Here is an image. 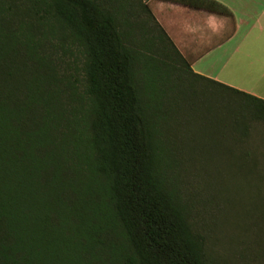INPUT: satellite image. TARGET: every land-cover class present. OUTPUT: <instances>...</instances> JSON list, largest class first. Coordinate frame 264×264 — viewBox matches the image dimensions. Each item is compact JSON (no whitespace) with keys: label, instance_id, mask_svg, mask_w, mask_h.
<instances>
[{"label":"trees","instance_id":"obj_1","mask_svg":"<svg viewBox=\"0 0 264 264\" xmlns=\"http://www.w3.org/2000/svg\"><path fill=\"white\" fill-rule=\"evenodd\" d=\"M170 1L232 13L219 0ZM155 23L133 35V50L101 0H0V264H209L205 237L161 172L171 147L154 120L170 114L184 137L174 112L193 105L191 88L211 83L237 106L232 133L243 146L231 162L253 169L257 148L248 147L264 136V99L196 73ZM52 38L82 61L80 119L65 115ZM174 58L187 87L153 105L155 84L172 83Z\"/></svg>","mask_w":264,"mask_h":264},{"label":"rangeland","instance_id":"obj_2","mask_svg":"<svg viewBox=\"0 0 264 264\" xmlns=\"http://www.w3.org/2000/svg\"><path fill=\"white\" fill-rule=\"evenodd\" d=\"M101 2L116 17L130 49L141 50L134 43L135 33L143 28L159 29L151 14L149 0ZM48 49L55 68V84L65 104V115L68 121H73L75 117L80 119L87 111V99L82 61L77 57V49L57 38H52ZM169 62L173 72L172 76L167 74V82L172 79V83L167 86L155 84L157 92L154 90L150 96L153 105H164L162 94L165 100H169L181 83L182 87H187L179 78L182 72H187V68L176 58ZM253 68L258 69L256 65ZM142 69L138 64L136 81L140 91H144L146 85ZM223 69V77L229 79L233 73L231 65L227 64ZM249 71L244 66L235 72L244 82L261 76L252 69ZM193 79L204 84L199 79ZM209 86L213 87V84ZM209 86L191 88V94L195 95L192 99L191 96L188 98L193 105L186 103V108L179 113L174 112L172 126L176 128L181 122L184 137L166 122L171 119L170 114L165 121L155 118L157 131L163 130L162 134L158 133L159 138L171 147V152L164 156L161 172H165L169 188L188 207L196 230L205 237L209 264H264V136L257 137L253 146L248 147L251 152L257 148L258 167L239 166L235 161L232 164L233 154L238 150L235 147L243 146V143L235 142L232 133L237 106L232 100H225L223 104L219 89ZM80 128L83 129L82 125ZM260 174L263 176L257 178L256 175Z\"/></svg>","mask_w":264,"mask_h":264},{"label":"crops","instance_id":"obj_3","mask_svg":"<svg viewBox=\"0 0 264 264\" xmlns=\"http://www.w3.org/2000/svg\"><path fill=\"white\" fill-rule=\"evenodd\" d=\"M219 1L231 15L170 0H149V6L196 73L264 99V0ZM227 64L229 79L223 77ZM244 66L261 76L244 82L235 72Z\"/></svg>","mask_w":264,"mask_h":264}]
</instances>
